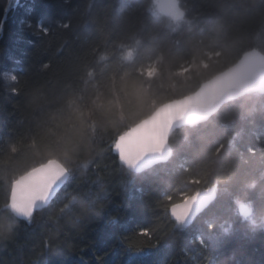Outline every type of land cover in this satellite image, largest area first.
Returning a JSON list of instances; mask_svg holds the SVG:
<instances>
[{"label": "trees", "instance_id": "16d2710c", "mask_svg": "<svg viewBox=\"0 0 264 264\" xmlns=\"http://www.w3.org/2000/svg\"><path fill=\"white\" fill-rule=\"evenodd\" d=\"M11 0L0 39V264H264V92L176 130L140 174L116 139L242 54H264V0ZM8 0H0V23ZM50 160L69 178L27 219L12 183ZM215 187L190 226L169 208ZM247 206L249 217L239 214Z\"/></svg>", "mask_w": 264, "mask_h": 264}, {"label": "water", "instance_id": "95a60500", "mask_svg": "<svg viewBox=\"0 0 264 264\" xmlns=\"http://www.w3.org/2000/svg\"><path fill=\"white\" fill-rule=\"evenodd\" d=\"M10 2L0 23V39ZM181 17L178 14L174 19ZM259 92H264V54L252 49L232 66L203 82L195 92L158 106L150 116L129 128L116 139L115 153L122 166L135 174L166 163L172 157L169 142L176 130L206 122L228 102ZM68 178L69 171L56 160L37 166L12 183L6 209L18 219H27L47 207ZM215 198L214 187L200 191L172 205L169 216L190 226ZM238 211L241 216L250 215L244 205Z\"/></svg>", "mask_w": 264, "mask_h": 264}, {"label": "rangeland", "instance_id": "374dc122", "mask_svg": "<svg viewBox=\"0 0 264 264\" xmlns=\"http://www.w3.org/2000/svg\"><path fill=\"white\" fill-rule=\"evenodd\" d=\"M152 11L156 14H162L170 19L174 24H180L181 19L175 20L174 16L181 14L183 16V12L179 6L177 0H153L152 3ZM264 226V222H263Z\"/></svg>", "mask_w": 264, "mask_h": 264}, {"label": "bare ground", "instance_id": "6f19581e", "mask_svg": "<svg viewBox=\"0 0 264 264\" xmlns=\"http://www.w3.org/2000/svg\"><path fill=\"white\" fill-rule=\"evenodd\" d=\"M10 6V5H9ZM3 17H4V15H3ZM3 17H2V19H3ZM6 18H7V16H6ZM2 21V20H1ZM212 188V187H211ZM209 189V188H208ZM206 190V189H205ZM203 191V190H202ZM169 211V210H168Z\"/></svg>", "mask_w": 264, "mask_h": 264}]
</instances>
